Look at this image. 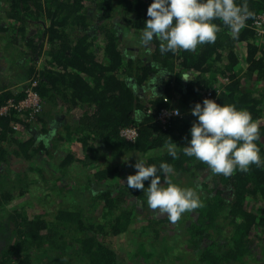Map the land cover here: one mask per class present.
<instances>
[{
  "label": "trees",
  "instance_id": "1",
  "mask_svg": "<svg viewBox=\"0 0 264 264\" xmlns=\"http://www.w3.org/2000/svg\"><path fill=\"white\" fill-rule=\"evenodd\" d=\"M236 2H246L254 13L237 38L216 20L214 43L161 54L155 39L148 46L140 40L126 44L128 34L140 39L152 0H0V31L9 35L17 50L16 68L25 70L22 81H28L11 90L0 87V108L21 101L28 89L44 103L43 113L29 122L16 119L21 114L15 111L0 115V166L9 164L10 155L25 160L46 149L43 141L20 137L11 126L36 124L47 135L55 109L66 117L57 121L64 138L56 134L54 139L63 148L59 171H90L88 180L94 182L82 190H48L42 199H29L31 204H19L27 188L16 195L1 193L0 264H128L112 246L124 235L136 244L130 254L137 264H264V167L252 165L248 172L225 177L183 151L196 120L190 110L211 93L218 104L251 113L264 158V25L263 33L255 25L264 14V0ZM151 86L155 93L142 97ZM169 101H177L179 115L157 122L160 110L176 111ZM128 128H136L133 142L120 135ZM169 138L177 146L175 159L168 152ZM117 147L139 154L147 164H171L178 179L189 178L181 186L196 189L204 206L175 223L166 216L152 218L142 234L134 232L136 211L148 206L146 193L126 187V177L135 173L119 171L114 179L118 168L99 165L102 153ZM207 172L211 176L202 178ZM134 201L140 204L132 211L127 204ZM164 223L167 228L156 229Z\"/></svg>",
  "mask_w": 264,
  "mask_h": 264
},
{
  "label": "clouds",
  "instance_id": "2",
  "mask_svg": "<svg viewBox=\"0 0 264 264\" xmlns=\"http://www.w3.org/2000/svg\"><path fill=\"white\" fill-rule=\"evenodd\" d=\"M146 14L149 19L144 23L140 41L148 46L158 40L161 54L195 51L198 45L214 43L219 31L216 20L222 21L237 38L247 19L254 15L246 2L238 4L236 0H152ZM183 80H189L187 74ZM190 113L196 120L190 128L191 139L183 147L186 156L206 163L213 173L225 177L236 171L248 172L252 165L264 167L257 143L260 130L248 110L204 99L194 104ZM173 114L179 115L178 110ZM135 117L141 122L143 114L137 111ZM170 142L168 152L175 159L177 146ZM132 167L135 174L126 177V187L145 192L147 205L157 217L166 216L175 223L183 214L204 206L196 189L172 181L171 164L162 162L157 166L137 160ZM149 180L145 188L144 182Z\"/></svg>",
  "mask_w": 264,
  "mask_h": 264
},
{
  "label": "rangeland",
  "instance_id": "3",
  "mask_svg": "<svg viewBox=\"0 0 264 264\" xmlns=\"http://www.w3.org/2000/svg\"><path fill=\"white\" fill-rule=\"evenodd\" d=\"M1 25L4 26V23H2V21H0V26ZM128 35H129L128 36L129 39L126 41V44L140 40L139 37L134 38L132 35L130 34ZM9 40H10L9 35L7 36L4 34V32L0 31V87L11 90V89H15L16 87L23 86L24 84L28 83V81H22L24 79L23 75L25 74V70L21 68H19L18 70V68H16L17 65H16L15 56L17 50L12 46L13 43H11V41L8 42ZM47 48L48 46L46 45L45 50H47ZM41 63H42V59L39 58L37 62V66L40 65ZM240 66L242 67L243 65L241 64ZM241 67L237 68L238 75L242 71ZM159 77L161 79L163 78L161 75ZM243 85L249 91V85H246V83H244ZM146 87L145 89H147ZM159 88L161 89V93H162L163 86ZM152 90H156L154 86H151L150 90H145L144 92H142V97L148 96L151 92L153 93ZM212 90H215V87H212ZM171 101L169 102L171 103ZM171 106L173 109H176V111L178 110L177 101H173L171 103ZM43 110H44V103H42V110H41L42 113ZM54 111L55 109H52L51 114L53 118L49 120V122H54V124L49 123L50 127L47 124L48 129H50L47 135L41 134L40 130L36 127L37 126L36 124H32L30 125V127L27 128L21 126L20 130H18L20 132V137L23 138L32 137L37 142L43 141L46 146V149L42 151L41 154L40 153L35 154L31 156L29 159H25V160L22 158L17 159L13 155H10L9 164L7 166H3V165L0 166V194L3 192H10V191L13 193L15 192L19 193L18 191L22 190L21 188H27L28 195L25 194L24 197L19 199L20 205H22L23 203H29L30 202L29 199H31V201H34L35 199H42L44 197V194L48 190L49 191L54 190L56 194H58L62 190L67 188L74 190L76 189L82 190L83 187H85V184H87L88 182H90V184L94 183L93 180L90 181L88 180L90 179V175H91L90 171L89 172L86 171L85 173H80L79 169H76L75 167H73L72 169L68 168V170L65 171L62 170L59 171L60 170L59 163L61 162L60 158L62 157L61 155L63 154V148H62V144L60 143V146H58V143L54 139L56 137V134L64 138V130L62 128L60 129L59 123H57V121H61V120L65 121L66 117L64 115L61 116L60 114H57ZM77 116H78L77 114H74L70 122L71 123L75 122ZM19 117L23 118L24 116L19 115L16 119H19ZM24 119H22V122H24L23 121ZM73 148L78 153L81 151L78 146H75ZM139 157H140L139 154L136 155L132 152L127 153L126 151L117 147L115 149L109 150L108 152H103L102 156L100 157V159H102L103 161L101 162L100 160L99 165L101 167V165L106 166L109 163L112 165V171L118 168L114 176L115 179L120 175L119 171L135 173V169L132 167V165H134L137 160L139 161ZM211 174L207 172L202 175V178L205 179L206 177H209V175L211 176ZM170 178L179 181L180 185L183 184L182 182H184V184L186 185L189 183V178L187 176L183 178L180 177L178 179V177H176L172 173L170 174ZM113 183L114 181H112L110 184L112 185ZM30 193H32V195H30ZM139 204L140 203L138 201H134L133 204L129 203L127 204V206L129 207L130 210L135 211L137 207H139ZM10 205L13 206V204ZM7 208H10L9 205H7ZM256 208H258L257 210L259 212L261 205L257 204ZM262 212L263 211L261 210V214H263ZM152 218L162 219L161 216L157 217L156 215H154L152 210L148 206L143 211L140 212L136 211L135 221L131 225V229L134 230V232L139 231L142 234L145 227L149 225V221ZM168 225L169 224L164 223L161 224V227L160 225L156 227V229L161 230V228H165V227L167 228ZM166 234L169 235L171 233H169L168 231ZM150 236L153 237V234H150ZM126 237L128 236L124 235L123 238L115 237V239L116 238L118 239L114 240L112 246L117 250V252L120 255H122L123 258L126 259L128 264H137L138 261L136 259H132V256L130 254L131 253L130 251L132 250L133 247H135L136 244L134 241H127L125 239ZM133 237L135 236L133 235ZM135 238H137L136 240L137 243L139 238L138 237ZM255 253L253 252V255L255 256V260H256ZM252 264H256V261L253 262L252 260Z\"/></svg>",
  "mask_w": 264,
  "mask_h": 264
},
{
  "label": "built area",
  "instance_id": "4",
  "mask_svg": "<svg viewBox=\"0 0 264 264\" xmlns=\"http://www.w3.org/2000/svg\"><path fill=\"white\" fill-rule=\"evenodd\" d=\"M255 25H257L259 30L263 33V27L261 26L264 25V14L258 17V20L255 22ZM26 93V96L18 103H13L9 101L6 105L1 107L0 115H8L10 111H15L17 114H21L24 116V121H31L34 115L41 112L42 102L38 95L34 93L31 89H28ZM211 96V93L202 95V100L211 99ZM174 112L175 111L172 110L162 109L155 114V120L164 124L174 115ZM148 113H151V111H148ZM21 126L22 124L16 122L13 123L11 127L14 131H18L20 130ZM120 135L125 139V141L133 142L136 137V128L124 129L121 131Z\"/></svg>",
  "mask_w": 264,
  "mask_h": 264
}]
</instances>
